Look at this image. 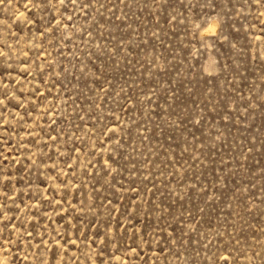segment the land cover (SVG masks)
<instances>
[{
	"label": "rangeland",
	"instance_id": "374dc122",
	"mask_svg": "<svg viewBox=\"0 0 264 264\" xmlns=\"http://www.w3.org/2000/svg\"><path fill=\"white\" fill-rule=\"evenodd\" d=\"M0 264H264V0H0Z\"/></svg>",
	"mask_w": 264,
	"mask_h": 264
},
{
	"label": "bare ground",
	"instance_id": "6f19581e",
	"mask_svg": "<svg viewBox=\"0 0 264 264\" xmlns=\"http://www.w3.org/2000/svg\"><path fill=\"white\" fill-rule=\"evenodd\" d=\"M214 25V24H213ZM214 30V29H213ZM210 31V30H209Z\"/></svg>",
	"mask_w": 264,
	"mask_h": 264
}]
</instances>
